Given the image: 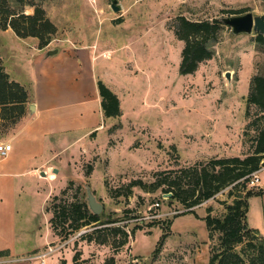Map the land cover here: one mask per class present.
Returning a JSON list of instances; mask_svg holds the SVG:
<instances>
[{
  "label": "rangeland",
  "instance_id": "1",
  "mask_svg": "<svg viewBox=\"0 0 264 264\" xmlns=\"http://www.w3.org/2000/svg\"><path fill=\"white\" fill-rule=\"evenodd\" d=\"M118 1L122 9L116 13L111 7L112 0H0L1 21L6 9L17 16L34 14L36 8H42L45 19H50L56 27L49 43L51 47L60 46L70 38L78 45L98 40L101 45L109 43L115 49L98 56L92 63V71L98 88V82L102 81L118 95L122 115L101 120V130L87 138L88 147L82 150L76 166L68 171L66 178L54 181L55 192L46 210L55 203L66 206L87 202L89 187L104 205L105 220L117 221L82 227L66 239L63 236L72 231L68 228L64 232L70 221L59 226L62 235L57 234L50 221L56 238L51 244L57 250L47 262L61 264L66 260L67 264H73L75 253L81 251L80 264H106L110 258L115 259V264H210L214 247L220 241L218 233L210 237L205 217L208 208L213 216L225 212L226 204L234 200L229 196L232 186L202 201L192 213H186L185 205L169 195L172 192H166L163 187L152 191L151 185L162 172L174 170L177 177L184 175L180 169L185 167L190 168L191 176L177 179L187 185L195 179L192 174L200 163L212 158L244 157L253 151L256 130L248 127L251 118L246 116V98L251 79L264 75V44L258 43L256 33L234 35L228 26L223 27L218 41L211 45L213 57L202 62L194 74L181 75L184 41L174 36L173 26L180 15L206 20L226 15L223 11L244 9L260 15L264 13V2ZM41 29L46 33L45 27ZM144 30L148 40L144 38ZM160 30L164 45L162 58L148 50L150 36L160 37ZM130 36L138 41V50L118 49ZM24 39L17 37L10 26L0 30V64L12 80L31 82L36 59L31 57L33 50L29 45L37 43L40 47L39 39ZM51 63L36 66L37 74L42 69L51 70ZM66 69L59 74V80L67 73L71 82L73 76L79 78L81 74L83 87L91 92L90 60L84 59L81 71ZM68 93L64 98L72 96ZM251 113H256L254 107ZM20 122L21 118L2 121L0 140H8ZM7 160L13 161V157L1 160L0 168ZM259 175L261 183L248 184L263 190V194L250 199L248 225L264 236V170ZM35 177L26 173L23 179L36 181ZM135 180H142L145 188L132 186ZM37 198L40 199V194ZM48 212L54 216L53 209ZM136 224L142 225V229L118 251L109 243H89L82 239L83 235L101 228L99 238L112 242L115 237L109 227L122 226L131 231ZM163 237L160 247L158 242ZM243 257L244 264H250V258Z\"/></svg>",
  "mask_w": 264,
  "mask_h": 264
},
{
  "label": "trees",
  "instance_id": "2",
  "mask_svg": "<svg viewBox=\"0 0 264 264\" xmlns=\"http://www.w3.org/2000/svg\"><path fill=\"white\" fill-rule=\"evenodd\" d=\"M246 11L249 9L223 12L235 14ZM15 14L10 9L5 10V18L0 20V30H6L10 26L20 38L36 37L39 39L40 48H44L51 42L56 27L50 19H45V12L42 8H36L34 14L22 13L17 16ZM226 26L220 18L194 20L184 15L178 16L173 30L176 38L184 41L179 69L181 75L194 74L202 62L213 57L214 51L211 45L218 41L219 32ZM41 27L46 28V33L43 34ZM46 34L49 36L46 37ZM257 41L264 44V35L257 34ZM98 85L104 116L106 118L121 116L122 110L118 95L102 81L98 82ZM27 101L28 94L25 88L12 80L0 64V124L8 119L18 121L26 111ZM252 107L256 109L254 115L251 113ZM246 116L251 118L248 127L256 130V137L253 139L255 145L251 153L244 157L212 158L206 163L202 162L201 166L195 169V174H192L195 179L191 180V183L187 181V185L177 179L191 176L190 168L186 167L180 169V172H184V175L180 177L176 176L177 173L174 170L160 173L158 181L151 185L152 191L163 187L166 192H172V198L182 202L188 209L186 213H192L193 208L202 201L232 186L229 196L234 197V200L226 204L225 212L220 216H213L212 209L208 208V215L205 217L210 237L213 238L214 234L218 233L220 241L219 245L214 247L210 264H244L243 256L250 258V264H264V236L248 225L250 199L263 194L262 189L249 187L248 184L252 174L264 167V75H256L251 79L250 92L246 98ZM131 184L143 188L146 186L142 180L132 181ZM54 200L57 201L56 198ZM50 209L54 210V216L50 221L54 229H57L56 231L59 230L61 224L70 221L68 227H64V232L68 228H72V231L66 232L63 239L68 238L82 227L113 224L117 221L112 218L105 220L104 211L99 215L92 213L86 201L66 206L55 203L53 207L47 208L48 211ZM109 229L115 237L112 242L99 238L103 230L101 228L83 235L82 239L89 243H109L118 251L128 244L130 237L135 235L137 230L142 229V225L136 224L131 231H127L122 226L109 227ZM64 232L58 231L57 234L62 235ZM164 238L159 240L158 246L162 247ZM239 246L241 248L238 251ZM156 252H159V247ZM7 254V251H0V257ZM81 255V251L75 253L73 264L82 262ZM61 264H67L66 260H63ZM106 264H115V259L110 258Z\"/></svg>",
  "mask_w": 264,
  "mask_h": 264
},
{
  "label": "crops",
  "instance_id": "3",
  "mask_svg": "<svg viewBox=\"0 0 264 264\" xmlns=\"http://www.w3.org/2000/svg\"><path fill=\"white\" fill-rule=\"evenodd\" d=\"M144 32V38L148 40L147 30ZM136 43L138 41L130 36L118 49L135 51L138 50ZM148 43V50L162 58V30L160 37L155 35L151 39L150 36ZM29 46L33 50L31 57L36 59L35 68L45 66L50 61L52 66L51 70L42 69L38 74L37 69L32 68L31 82L17 81L27 91L28 112L25 111L19 127L10 138L4 140L12 144V150H16V153L9 154L13 161L7 160L0 168V251L8 252L0 257V264H40L39 260L31 257L55 241L50 225L51 214L46 210L55 192L53 183L58 178L67 177L68 171L76 166L78 157L87 146V138L102 128L101 120L106 117L92 63L98 56L115 50L109 43L101 45L98 40H94L93 44L78 45L76 40L72 42L70 38L55 47L48 44L40 48L37 43ZM52 49H58V52L47 55ZM84 59L91 63L90 93L83 87L81 74L79 78L73 76L71 82L67 73L61 80L58 78L66 68L81 71ZM30 83L32 90L29 89ZM68 92L72 96L64 98L70 94ZM32 104L33 112L30 110ZM263 170L264 167L260 173ZM26 173L36 176V181H24ZM38 194L40 199L37 198Z\"/></svg>",
  "mask_w": 264,
  "mask_h": 264
},
{
  "label": "water",
  "instance_id": "4",
  "mask_svg": "<svg viewBox=\"0 0 264 264\" xmlns=\"http://www.w3.org/2000/svg\"><path fill=\"white\" fill-rule=\"evenodd\" d=\"M111 7L116 13H118L122 9L118 0H112ZM219 18L225 25L230 28L231 32L234 35L252 33L264 35V13L255 15L252 11H246L243 13L226 14ZM57 52L58 49H52L48 51L47 55H53ZM227 77H230L229 72L227 73ZM30 110L32 112L34 111L33 104L30 106ZM43 174H45V172ZM87 203L89 209L94 214L99 215L104 211L103 203H101L97 199V197L89 187L87 189Z\"/></svg>",
  "mask_w": 264,
  "mask_h": 264
},
{
  "label": "built area",
  "instance_id": "5",
  "mask_svg": "<svg viewBox=\"0 0 264 264\" xmlns=\"http://www.w3.org/2000/svg\"><path fill=\"white\" fill-rule=\"evenodd\" d=\"M12 144L8 141L0 140V161L9 156L12 151ZM259 171L252 174L249 184L251 186H257L260 183ZM159 205V203H157ZM57 248L53 244H49L45 250L35 254L31 259H36L40 261V264H48L47 258L56 252Z\"/></svg>",
  "mask_w": 264,
  "mask_h": 264
},
{
  "label": "bare ground",
  "instance_id": "6",
  "mask_svg": "<svg viewBox=\"0 0 264 264\" xmlns=\"http://www.w3.org/2000/svg\"><path fill=\"white\" fill-rule=\"evenodd\" d=\"M53 177H54V175H53Z\"/></svg>",
  "mask_w": 264,
  "mask_h": 264
}]
</instances>
